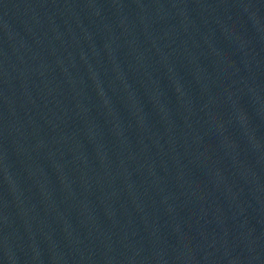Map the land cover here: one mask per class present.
<instances>
[{"label": "water", "instance_id": "obj_1", "mask_svg": "<svg viewBox=\"0 0 264 264\" xmlns=\"http://www.w3.org/2000/svg\"><path fill=\"white\" fill-rule=\"evenodd\" d=\"M0 264H264V0H0Z\"/></svg>", "mask_w": 264, "mask_h": 264}]
</instances>
